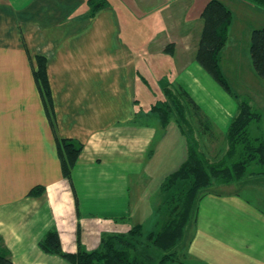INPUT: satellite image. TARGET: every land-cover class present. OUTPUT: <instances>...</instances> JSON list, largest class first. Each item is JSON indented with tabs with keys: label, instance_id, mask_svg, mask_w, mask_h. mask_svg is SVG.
Masks as SVG:
<instances>
[{
	"label": "crops",
	"instance_id": "0c3cea01",
	"mask_svg": "<svg viewBox=\"0 0 264 264\" xmlns=\"http://www.w3.org/2000/svg\"><path fill=\"white\" fill-rule=\"evenodd\" d=\"M108 1L109 7L90 16L86 0H0V239L14 264H72L40 247L50 230H57L65 252L74 253L79 246L99 248L104 235L144 225L158 204L144 181H162L186 157V139L178 130L140 120L139 51L128 40V26L116 6L123 0ZM131 2L144 11L158 9L152 17L155 35L166 43L178 35L168 50L187 51L180 46L193 32L195 55L204 5L193 15L196 0ZM168 11L178 17V32L166 27L172 19ZM231 26L227 42L235 46L240 40L232 39L237 33ZM156 40L148 47L151 52ZM39 55L47 59L57 132L83 144L71 181L63 175L36 86ZM176 63L174 82L189 92L216 130L227 131L238 112L236 96L193 56L181 66ZM258 110L262 119L250 131L264 137V104ZM251 167L242 180L200 200L174 264H264V202L257 198L261 190L248 186L255 182L253 174L264 171ZM38 186L44 192L30 195Z\"/></svg>",
	"mask_w": 264,
	"mask_h": 264
},
{
	"label": "trees",
	"instance_id": "16d2710c",
	"mask_svg": "<svg viewBox=\"0 0 264 264\" xmlns=\"http://www.w3.org/2000/svg\"><path fill=\"white\" fill-rule=\"evenodd\" d=\"M244 1L264 9V0ZM86 3L90 16L110 6L108 0H86ZM200 18L203 25L194 58L226 92L238 99V112L227 130L226 153L219 160H210L204 154L194 127L186 119V107L167 87L165 91L171 98V105L158 106L153 103L151 111L157 115L164 129L175 116L186 137L187 154L181 164L161 182L162 191L167 197L156 214L163 215V218L156 219L148 230L144 225L136 224L125 233L104 235L99 248L89 251L79 246L74 253L65 252L57 230H50L39 242L44 251L61 255L72 264H174L177 261V247L190 222L196 219L200 200L207 194L202 191L242 180L252 165L264 166V137H255L250 131L251 124L262 119V113L249 100L235 93L221 67L222 50L229 37L233 12L221 0H208L200 11ZM250 56L256 74L264 78V26L251 31ZM37 63L34 68L36 86L55 135L63 175L71 181L83 144L58 134L46 57L37 56ZM141 81L148 85L145 77ZM179 89L192 106L199 124L209 130L212 122L208 116L184 87L179 86ZM181 120L187 123V131L182 130ZM42 192L44 187L38 186L30 191V195ZM0 264H14L3 246L0 247Z\"/></svg>",
	"mask_w": 264,
	"mask_h": 264
},
{
	"label": "rangeland",
	"instance_id": "374dc122",
	"mask_svg": "<svg viewBox=\"0 0 264 264\" xmlns=\"http://www.w3.org/2000/svg\"><path fill=\"white\" fill-rule=\"evenodd\" d=\"M117 1L118 0H116V2ZM221 1L227 4L233 10V21L231 29L233 33H237V35L232 39L240 40L239 44H236L234 46L233 44H231L232 40L229 39L224 46L221 58L222 70L235 93L241 94V96H243L242 98H245L249 101L257 100L258 103H254V107L258 108V106H262L264 104V82H262V78H260L255 73V70L253 68L250 56L249 34H251L253 28L264 26V9L244 0ZM143 2L146 3V0H143ZM206 2L207 0H196L194 8L192 9V14L194 15L195 13H198V8L202 7ZM118 4L119 5L116 6H118L120 14L122 15V21L125 26H128L127 38L133 46L136 45L139 51L138 65L140 68L138 70H140V72H138V79L141 80L142 77H145L148 83V85H145L142 81L139 82L138 98L140 100L137 101V103L140 120H145L148 122L152 121V123H158V125H160L161 127V122L158 119L157 115L151 111V105L153 103L157 104L158 106H166L167 104L171 105V98L167 96L165 91L168 87L170 88L169 90L174 93V96L178 97V100H180V102H182L186 107V119L188 120V123L194 127L196 136L200 141L201 149L204 154L209 157L210 160L221 159L228 150L227 131L224 132L216 130L213 123L209 130L204 129V127L199 124L198 118L194 116L192 106L188 104L185 96L180 91V85L175 83L173 80V74L175 72L174 64L177 62L176 64L178 66H181L183 63L188 62L191 59V56L194 57L192 48L195 43L196 36L193 35L192 32V34L185 40L186 44L180 46V48L182 49L183 47L186 48L187 51H182L181 49H179L177 51L168 50L162 52L161 49L167 48L169 45L171 48L175 47L176 42H170H173V40H177L178 35L176 34L175 36L169 37L170 41L166 40L169 41V45L168 43L162 41L163 37L160 38L155 35L157 21L152 17L153 15L155 16V13L158 9L154 8V11H144L142 8H138L134 2H131V0H123ZM133 7L135 10L132 9ZM168 13L173 20L171 19L168 22V26L166 27H170L171 31L173 29L174 31L176 30V32H178V17L176 19L174 18V13H170L169 11ZM130 15H132V18L130 17ZM135 16H139L138 21L133 20ZM161 17L163 18V16ZM147 31L149 34L147 33ZM154 39H157L156 41L158 42H156V44L158 43L159 45L155 44V50L151 52L148 47L153 43ZM156 47H158V49H156ZM159 48L161 51L159 50ZM178 66H176L177 69L179 68ZM200 101H202V99H200ZM202 104L204 106H207L205 99L202 101ZM203 112L205 113L204 110ZM257 123L258 121H254L252 123L254 124L253 130L255 129ZM180 124L183 131L188 130L187 123L181 120ZM169 126L171 128L170 130L174 129V133H176L175 131L178 130L180 134L185 137L176 122L175 116L171 118L169 125L165 129H168ZM251 127L252 126H250V128ZM170 139L171 143L175 142L174 137H171ZM176 156L177 154L171 156L170 161L174 160ZM156 168H158V166H156ZM251 168H253L251 169L252 171L260 169L264 171V166L261 165H252ZM251 179L255 182H250L248 186L254 188L257 187L261 190V194L257 195V198H259L260 203H263L264 173L258 175L253 174L251 176ZM161 182L162 181H157L156 178H147L144 181L146 186L149 188L148 194H150L151 198H153L152 200H157L158 203L152 216L146 217V220L144 221V228L146 230L152 228V226L155 224L156 219L160 220L163 218V215L157 216L156 214L159 205L167 197V194L162 191ZM220 187L221 186H214L209 189L203 190L202 193L207 192V194H209L212 192H218ZM191 222L188 225V228L191 225ZM180 244L177 247V259H179V247L182 245ZM1 246L2 242L0 239V247Z\"/></svg>",
	"mask_w": 264,
	"mask_h": 264
}]
</instances>
